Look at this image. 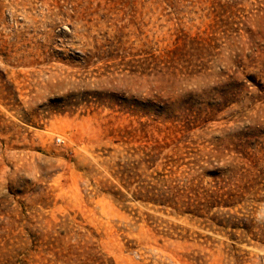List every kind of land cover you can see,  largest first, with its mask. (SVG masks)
<instances>
[{"label": "rangeland", "instance_id": "374dc122", "mask_svg": "<svg viewBox=\"0 0 264 264\" xmlns=\"http://www.w3.org/2000/svg\"><path fill=\"white\" fill-rule=\"evenodd\" d=\"M0 264H264V0H0Z\"/></svg>", "mask_w": 264, "mask_h": 264}, {"label": "built area", "instance_id": "2783aa9c", "mask_svg": "<svg viewBox=\"0 0 264 264\" xmlns=\"http://www.w3.org/2000/svg\"><path fill=\"white\" fill-rule=\"evenodd\" d=\"M57 142H58V143H62V142H63L62 137H58V138H57Z\"/></svg>", "mask_w": 264, "mask_h": 264}]
</instances>
